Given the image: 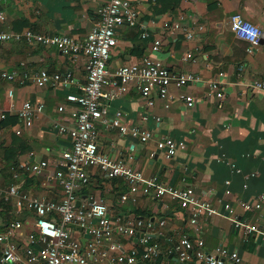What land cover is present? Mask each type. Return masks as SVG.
<instances>
[{
    "label": "crops",
    "instance_id": "crops-1",
    "mask_svg": "<svg viewBox=\"0 0 264 264\" xmlns=\"http://www.w3.org/2000/svg\"><path fill=\"white\" fill-rule=\"evenodd\" d=\"M140 12L142 26L117 27L118 44L114 47L109 65L118 67L133 54L149 53L174 70L195 72L199 79L182 88L172 87L178 96L166 106L168 98L155 97L154 106H147L136 84L111 99L108 115L113 117L123 110L126 121L149 128L152 137L144 142L118 130L98 125L101 151L114 158L124 159L159 181L179 187H194L204 198L215 203L218 213L203 224L206 249L212 251L222 245L245 253L241 264H264V242L257 233H248L236 227L234 218L264 227V203L255 210H243L238 198L255 200L264 192V91L249 84L264 79V35L261 44L251 51L249 42L235 36L230 15L241 12L246 18L261 25L264 31V0H132ZM103 0H0V31L31 29L41 33L69 34L84 41L91 27L99 21ZM182 23L175 36L170 26ZM193 32L187 38L185 31ZM147 33L145 35V33ZM161 40L159 50L152 49L154 41ZM175 52V57L171 52ZM192 52L193 57L183 59ZM86 55L78 60L49 45L30 44L24 40L0 41V70L16 71L14 81L0 79V105L8 111L4 133L0 134V153L4 162L0 174L7 186L19 181L23 188L40 197L58 198L60 185L52 181L50 173L14 175L13 166L21 161L46 159L54 162L72 144L68 133L58 130V124L72 125L74 103L67 98V89L61 85H37L32 79L41 68L49 71H70L79 80L87 76ZM244 66L240 76V66ZM23 67V68H22ZM224 70V97H208L207 81ZM193 94L195 104L189 106L182 95ZM41 101L44 112L35 118L33 133L16 134L22 126L17 110L24 100ZM144 115L147 118L144 119ZM173 137L186 142L185 148L174 150L167 157L158 147V141ZM8 154L21 150L17 161L7 160ZM154 152V155H151ZM230 162L236 163V168ZM90 183L80 190L81 197L96 194L103 197L112 217L164 219L159 242L163 257L160 264H180L173 253L168 237L194 231L188 225V214L168 195H147L133 202H122L121 193L127 185L121 177H109L98 166L89 169ZM230 180L231 192H225ZM218 198L221 201H217ZM0 221L11 217V206L1 202ZM231 202L233 211L224 204ZM234 217V218H233ZM33 215L25 221L30 230ZM32 229V227H31ZM125 247L130 242L122 239ZM141 264V263H139Z\"/></svg>",
    "mask_w": 264,
    "mask_h": 264
},
{
    "label": "built area",
    "instance_id": "built-area-1",
    "mask_svg": "<svg viewBox=\"0 0 264 264\" xmlns=\"http://www.w3.org/2000/svg\"><path fill=\"white\" fill-rule=\"evenodd\" d=\"M99 13V21L91 27L84 41L69 34H48L31 29L0 31V41L24 40L30 44L54 46L75 61L82 54L87 57L85 81L79 80L70 71L51 72L47 68L39 69L32 77L39 86L61 85L67 89V98L75 104L71 110L74 123L58 124V130L68 133L72 144L54 162L46 159L27 160L13 166L15 177L21 172L29 175L50 173L51 180L61 187L58 198L31 194L19 181L4 186L0 174L1 202L11 206V217L0 221V264H146L159 256L162 252L159 238L163 234L164 219L156 223L152 218H128L122 213L112 217L103 197L96 194L81 197L80 190L90 183L89 169L92 166H98L109 177L124 179L127 189L120 196L124 203L147 195H168L186 209L188 225L195 235L184 232L178 237H168L180 264H241L246 259L243 251L222 245L212 251L206 249L203 224L218 213L211 199L204 198L194 187H179L159 181L155 175H148L124 159L114 158L100 150V124L144 142L152 137L149 128L127 122L123 110H117L110 118L105 102L109 103L136 84L147 106H154L155 97L168 98L166 106H169L171 101L178 98L172 93V87L187 86L197 81L199 75L171 69L149 53L133 54L129 61L111 67L109 59L118 44L117 27L142 26L143 22L132 0H103ZM0 19H5L1 10ZM230 25L237 38L249 42V51L261 44L263 28L241 12L230 15ZM182 26L180 20L175 21L170 26L169 34L175 36ZM185 33L187 38H193L192 31ZM160 45L161 40L156 39L152 49L159 50ZM171 56H176L174 51ZM191 57L192 52H188L183 59ZM243 70L242 65L240 76ZM225 76L226 72L219 70L215 77L207 81L208 97H224ZM0 79L14 81L17 79L16 71L2 69ZM249 85L264 91V79H254ZM182 97L189 106L195 104L193 94L185 93ZM44 109V102L24 100L16 112L22 124L15 129L16 134L33 133L35 118ZM7 116L8 111L0 105V134L4 133L3 124ZM146 118L147 115H144ZM158 147L165 151L167 157H171L174 150L185 148L186 142L164 137L158 141ZM3 162L0 153V169ZM230 164L237 167L235 162ZM230 184L231 181L226 180L225 192L228 194L232 191ZM236 202L246 211L261 208L264 192L255 200L238 198ZM224 206L230 211L234 210L231 202H226ZM30 215H33V227L25 230V221ZM234 222L236 227L242 226L248 233H257L264 242V227L243 222L237 217ZM123 238L130 242L128 248Z\"/></svg>",
    "mask_w": 264,
    "mask_h": 264
},
{
    "label": "trees",
    "instance_id": "trees-1",
    "mask_svg": "<svg viewBox=\"0 0 264 264\" xmlns=\"http://www.w3.org/2000/svg\"><path fill=\"white\" fill-rule=\"evenodd\" d=\"M4 123H5V122H4ZM2 142H3V141H1L0 144H1ZM8 150H9L8 146H6V147L3 148L5 159H7V160L17 161V160H16V159H17V154L20 153V151H21L22 149H21V150H18V151H15L13 154H8ZM148 218H150V217H148ZM162 257H163V253L161 252V253L159 254V256H157V258H155V259H153V260H151V261H147L146 264H160V261H161Z\"/></svg>",
    "mask_w": 264,
    "mask_h": 264
},
{
    "label": "rangeland",
    "instance_id": "rangeland-1",
    "mask_svg": "<svg viewBox=\"0 0 264 264\" xmlns=\"http://www.w3.org/2000/svg\"><path fill=\"white\" fill-rule=\"evenodd\" d=\"M28 227H29V228H30V230H31V227H33V226L29 225Z\"/></svg>",
    "mask_w": 264,
    "mask_h": 264
},
{
    "label": "water",
    "instance_id": "water-1",
    "mask_svg": "<svg viewBox=\"0 0 264 264\" xmlns=\"http://www.w3.org/2000/svg\"><path fill=\"white\" fill-rule=\"evenodd\" d=\"M152 219H154V218H152ZM174 253V252H173Z\"/></svg>",
    "mask_w": 264,
    "mask_h": 264
}]
</instances>
